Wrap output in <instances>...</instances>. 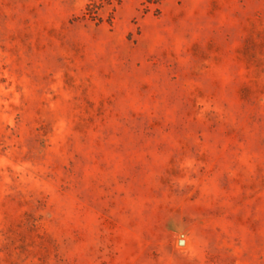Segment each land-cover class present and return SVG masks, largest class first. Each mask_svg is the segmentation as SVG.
I'll return each instance as SVG.
<instances>
[{
	"label": "rangeland",
	"instance_id": "374dc122",
	"mask_svg": "<svg viewBox=\"0 0 264 264\" xmlns=\"http://www.w3.org/2000/svg\"><path fill=\"white\" fill-rule=\"evenodd\" d=\"M0 0V264H264V0Z\"/></svg>",
	"mask_w": 264,
	"mask_h": 264
},
{
	"label": "trees",
	"instance_id": "16d2710c",
	"mask_svg": "<svg viewBox=\"0 0 264 264\" xmlns=\"http://www.w3.org/2000/svg\"><path fill=\"white\" fill-rule=\"evenodd\" d=\"M102 1L106 0H91V3L86 6V12L84 13V16L94 19L97 16V11Z\"/></svg>",
	"mask_w": 264,
	"mask_h": 264
}]
</instances>
